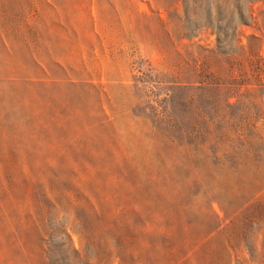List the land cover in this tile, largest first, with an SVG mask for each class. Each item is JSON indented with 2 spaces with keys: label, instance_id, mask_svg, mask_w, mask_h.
Segmentation results:
<instances>
[{
  "label": "rangeland",
  "instance_id": "rangeland-1",
  "mask_svg": "<svg viewBox=\"0 0 264 264\" xmlns=\"http://www.w3.org/2000/svg\"><path fill=\"white\" fill-rule=\"evenodd\" d=\"M0 264H264V0H0Z\"/></svg>",
  "mask_w": 264,
  "mask_h": 264
},
{
  "label": "trees",
  "instance_id": "trees-1",
  "mask_svg": "<svg viewBox=\"0 0 264 264\" xmlns=\"http://www.w3.org/2000/svg\"><path fill=\"white\" fill-rule=\"evenodd\" d=\"M217 16H218L219 18H222V15H221L220 13H219ZM239 18L244 19V15H243V13H242L241 11H239ZM217 40H220V38L217 37Z\"/></svg>",
  "mask_w": 264,
  "mask_h": 264
}]
</instances>
